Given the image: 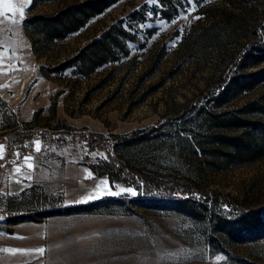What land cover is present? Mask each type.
<instances>
[{"label": "rangeland", "instance_id": "1", "mask_svg": "<svg viewBox=\"0 0 264 264\" xmlns=\"http://www.w3.org/2000/svg\"><path fill=\"white\" fill-rule=\"evenodd\" d=\"M76 1L12 0L25 7L24 19L0 17V53L13 58L0 57V125L40 141V152L26 143L18 153L52 173L35 183V200L16 202L30 210L0 213V264H264V237L234 242L219 228L264 204V154L240 161L230 143L237 135L262 143L258 128L246 127L264 121V79L221 104L210 99L216 82L257 44L252 21L264 0H116L39 49L25 18ZM113 22L131 34L126 54L87 76L54 69ZM247 60V71L264 66ZM89 133L122 138L114 150L135 175L122 171L109 186L137 195L81 202L108 180L103 151L83 141ZM72 161L92 174L81 186L57 168ZM141 178L173 189L146 187ZM60 198L65 205L56 207ZM39 248L45 251H4Z\"/></svg>", "mask_w": 264, "mask_h": 264}, {"label": "trees", "instance_id": "2", "mask_svg": "<svg viewBox=\"0 0 264 264\" xmlns=\"http://www.w3.org/2000/svg\"><path fill=\"white\" fill-rule=\"evenodd\" d=\"M114 1L116 0H79L64 4L48 13H33L29 15L25 18L24 25L31 36V41L36 45L38 44V48L44 51L55 40L63 39L84 26L90 17L101 13ZM228 1L233 2V0ZM260 13L262 14L253 18L252 21L253 32L258 36L257 44L252 48L246 49L241 59L230 70L228 76L218 80L211 88V100L221 104L229 100L232 94H237L264 79V66L254 71L246 70L247 59L254 57L256 58L255 63L264 60V34L258 32L261 29L260 27L264 29V8ZM130 35L119 22H113L93 34L71 56L53 67L54 69L74 67V73L87 76L104 63L115 60L119 53L126 54L125 42L131 39ZM260 111L264 113L263 105L260 106ZM231 121L236 122L238 120ZM250 125L246 128L257 127L262 143L255 147L249 140H245L240 135L230 137L233 153L240 161H251L264 154V121L259 123L252 121ZM83 136V141L86 144L95 146L103 151L104 173H106L109 182L114 179L122 180L119 176L122 171L132 177L135 175L131 168L124 166L118 160V154H116L114 148L121 142L122 138L119 135L89 133ZM141 179L145 186L149 188L158 190L173 189L171 184L160 179ZM219 228L227 238L234 242L263 238L264 204L238 213L235 217L222 222ZM221 252L226 253L224 250H221Z\"/></svg>", "mask_w": 264, "mask_h": 264}, {"label": "crops", "instance_id": "3", "mask_svg": "<svg viewBox=\"0 0 264 264\" xmlns=\"http://www.w3.org/2000/svg\"><path fill=\"white\" fill-rule=\"evenodd\" d=\"M3 56L4 62L13 60V58H9V55L7 54H4ZM4 73V71H0V103L3 100L5 94V81H3L5 77ZM2 119L3 115L2 112H0V121H3ZM13 132L14 131L10 129H7L6 131L5 128L0 125V145L5 146L4 157L3 159H0V213L30 210L29 208L31 207H29V205L25 204L21 207L19 204L17 205L16 202H27L35 200V198H37L34 193L35 183L40 181V178H43L45 176L51 177L52 175V173L48 171L46 167H44L43 172H38L40 166H36L34 163V167L31 170L27 167H22L20 173L15 172V168L17 167V165H23V158L28 156V153H19V157H17V153L18 151H20L19 147L21 145L24 146L26 143H29L30 146L33 147L35 146L34 142L38 140L33 137L24 138V136L17 138L15 134L13 135ZM10 149L13 153L11 154V156L7 153V151H9ZM7 164H9L11 168L8 172H4L5 165ZM57 168L62 169V175L64 177H68L69 180L75 182L74 184L80 186L83 182H85L86 178L89 177L88 173H91L87 165H85L84 162L79 161H72L63 166L59 165V167ZM29 175H31V179L27 178ZM43 185L44 184H41L39 188H43Z\"/></svg>", "mask_w": 264, "mask_h": 264}, {"label": "snow or ice", "instance_id": "4", "mask_svg": "<svg viewBox=\"0 0 264 264\" xmlns=\"http://www.w3.org/2000/svg\"><path fill=\"white\" fill-rule=\"evenodd\" d=\"M28 2H30V0H28ZM17 14L19 15V20L22 21L24 19L25 7H18L16 4L12 2V0H0V17L9 19L11 23L15 24L19 22L17 19H15ZM196 18L199 19V17H196ZM4 54L5 53H0V57H2ZM34 144H35V151L40 152L42 150L40 141H35ZM4 150H5V146L0 145V159H3L4 157ZM93 155H102V154L93 153ZM17 157H19V153H17ZM23 159H24V164L17 165V167L15 168L16 173H20L22 167H27L30 170L33 169L34 165L32 161L34 157L30 155V156L24 157ZM88 176L90 177L91 173H88ZM27 178L31 179V175H29ZM117 188H118L117 191H112L107 179L100 180L98 184L96 185V187L93 189V192L89 193L87 197L83 199L81 202H87L88 200L97 199L99 198V196H103V195H120L122 193H127L133 196L137 195L136 190L133 188H122L119 186H117ZM4 251H8L12 253L35 251V252L42 254L45 251V249L44 248H39V249H34V250L32 249H28V250L5 249Z\"/></svg>", "mask_w": 264, "mask_h": 264}, {"label": "built area", "instance_id": "5", "mask_svg": "<svg viewBox=\"0 0 264 264\" xmlns=\"http://www.w3.org/2000/svg\"><path fill=\"white\" fill-rule=\"evenodd\" d=\"M10 168L11 167L9 164L5 165L4 172H8L10 170ZM64 205H65V203H64V200L62 198H60L56 201V207H62Z\"/></svg>", "mask_w": 264, "mask_h": 264}]
</instances>
